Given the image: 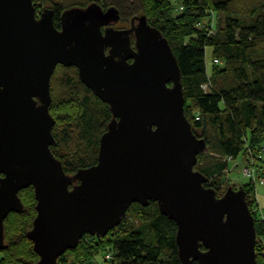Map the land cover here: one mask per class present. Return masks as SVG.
I'll return each mask as SVG.
<instances>
[{
  "label": "water",
  "instance_id": "obj_1",
  "mask_svg": "<svg viewBox=\"0 0 264 264\" xmlns=\"http://www.w3.org/2000/svg\"><path fill=\"white\" fill-rule=\"evenodd\" d=\"M33 1L0 0V250L5 218L32 187L34 264H57L84 234L104 236L131 204L149 201L176 225L180 264H258L243 186L218 195L195 169L207 146L185 116L180 68L161 31L144 15L115 28L119 10L95 2L64 9L57 27L53 9L38 14ZM58 65L76 67L112 115L97 162L72 175L50 149Z\"/></svg>",
  "mask_w": 264,
  "mask_h": 264
},
{
  "label": "trees",
  "instance_id": "obj_2",
  "mask_svg": "<svg viewBox=\"0 0 264 264\" xmlns=\"http://www.w3.org/2000/svg\"><path fill=\"white\" fill-rule=\"evenodd\" d=\"M44 1L51 3L54 25L58 27L59 15L67 7L53 0H34L38 14L41 11L37 7ZM100 1L108 7L115 6L120 20L128 24L134 16H146L149 24L168 40L180 68L185 116L207 146L198 155L195 169L208 178L205 185L214 187L219 195L228 187L225 176L228 157L233 159L243 151L247 162L254 164L260 158L256 155L264 151V0ZM84 5L78 3L75 7ZM207 47L212 58L210 67L206 62ZM57 67L58 73L51 77L50 110L58 102L60 88L66 105L75 106L70 126L82 151L73 162L62 158V137H56L59 128L55 118L52 129L55 142L50 149L61 161L65 173L72 175L97 162L99 138L112 115L108 104L81 82L76 67ZM257 183L264 185L256 177L254 181L247 179L242 186L248 206L251 209L257 206L264 215L254 191ZM18 195L23 209L5 218L8 245L0 252H9L10 256L11 251L18 256L27 254L32 261L11 256L0 258V264H34L38 259L26 236L36 214L33 188L22 189ZM252 214L260 239L264 237V222L256 217L257 212ZM175 233L174 221L159 211L156 202L149 201L146 206L133 203L118 226L102 237L84 234L74 248L58 257L57 264H99L97 256L101 250L103 261L111 264H180ZM24 243L28 248L21 246ZM256 249L257 263L264 264V255L260 254L264 248L259 244ZM107 254L109 258H105Z\"/></svg>",
  "mask_w": 264,
  "mask_h": 264
},
{
  "label": "rangeland",
  "instance_id": "obj_3",
  "mask_svg": "<svg viewBox=\"0 0 264 264\" xmlns=\"http://www.w3.org/2000/svg\"><path fill=\"white\" fill-rule=\"evenodd\" d=\"M53 2L62 3L64 5V7H67V8L75 7L76 4H78V3L85 4L84 6H86L87 4L92 3V2L100 4L103 8L108 7L105 4H103L100 0H53ZM72 5H74V6H72ZM84 6H81V7H84ZM77 7H80V6H77ZM46 8L47 9H53V7L49 1H44L42 4L39 5V7H37V9L39 11H42L43 9H46ZM128 25L129 24L127 22L120 20L114 26L117 28H124V27H128ZM206 50H207L206 51V62H207L208 67H210L211 59H212L211 53H210V47H207ZM58 70H59L58 67H56L53 74L58 73ZM50 85H51V81H50ZM58 93L60 95V97L58 98V102L56 103L54 110H52V111L50 110V111H51L52 116L56 119L57 128H59L56 137L57 138L62 137L61 138L62 142L60 144L62 158L66 161L73 162V160L75 159V156L80 154L82 151V145L79 142V140L77 139L76 133L73 130L72 126H70L71 121L73 122V117H74L73 108L75 109V106L72 104L66 105L67 103H65V99L61 96L62 94H60L61 93L60 88H59ZM54 132H56V130H54ZM256 157H260V158L257 159ZM256 157H255L256 160L254 162V165H256L257 167L258 166L264 167V151L257 154ZM248 162L244 156L243 151H241V153H239L235 158L229 159V168H228V171L225 172V176L227 178V180H226L227 186H228V183H230L231 185L241 186L242 184L247 182V179L242 175L241 170L245 165L249 164ZM224 191H225V188H223V191L220 192L219 195L223 194ZM254 191H255V195H256V199H257V203H258L259 207L261 209H264V185L257 183L255 185ZM30 203H32V201ZM35 203H36V201H35ZM14 235L15 234H13V236ZM260 242L261 241L257 237L256 243H255L256 253H257L256 246L259 245ZM7 243H8V241L5 238L4 239V245L7 246L8 245ZM21 246L28 248V245H25V243L21 244ZM103 252H104L103 250L100 251V253L97 256V261L99 262V264H111L110 261L109 262L103 261V255H102ZM13 253H15L14 254L15 256L12 255ZM16 253H17L16 251H11V256L15 260L22 259L24 262L32 261V258L28 257L27 254H23V255L20 254L18 256V254H16ZM11 256H10L9 252H6V254L2 251L0 252V258H2L3 260L10 258ZM33 263H34V261H33Z\"/></svg>",
  "mask_w": 264,
  "mask_h": 264
},
{
  "label": "built area",
  "instance_id": "obj_4",
  "mask_svg": "<svg viewBox=\"0 0 264 264\" xmlns=\"http://www.w3.org/2000/svg\"><path fill=\"white\" fill-rule=\"evenodd\" d=\"M215 61H216V60H215ZM249 153H250V152H249ZM250 156H251V161H252L253 158H252L251 153H250ZM228 159H231V157H228ZM251 161H250V162H251ZM241 172H242V175H243L246 179H251V180L254 181V180H256V177H258V178H260V183L264 182V167H262V166H259V167L256 166V167H255V165L251 162V163H249L248 165H245V166L242 168ZM256 175H257V176H256ZM249 209H250L251 213H252V212H257L256 217H257L260 221L264 222V215L259 211V209H258L257 206H253L252 209L249 207ZM256 239H257V238H256ZM259 240L261 241L260 244H261L262 247L264 248V237H261ZM256 254H257V253H256ZM260 254H261V255H264V251H260ZM109 257H110L109 254L105 255V258H109Z\"/></svg>",
  "mask_w": 264,
  "mask_h": 264
},
{
  "label": "flooded vegetation",
  "instance_id": "obj_5",
  "mask_svg": "<svg viewBox=\"0 0 264 264\" xmlns=\"http://www.w3.org/2000/svg\"><path fill=\"white\" fill-rule=\"evenodd\" d=\"M59 17H60V15H59ZM115 27V26H114ZM128 27H129V25H128ZM115 28H117V27H115ZM124 28H127V27H124ZM123 29V28H122ZM131 44L133 45V37H131Z\"/></svg>",
  "mask_w": 264,
  "mask_h": 264
},
{
  "label": "crops",
  "instance_id": "obj_6",
  "mask_svg": "<svg viewBox=\"0 0 264 264\" xmlns=\"http://www.w3.org/2000/svg\"><path fill=\"white\" fill-rule=\"evenodd\" d=\"M229 185L232 186L230 183H229ZM229 185H228V186H229ZM237 187H239V186L235 185V188H237Z\"/></svg>",
  "mask_w": 264,
  "mask_h": 264
},
{
  "label": "clouds",
  "instance_id": "obj_7",
  "mask_svg": "<svg viewBox=\"0 0 264 264\" xmlns=\"http://www.w3.org/2000/svg\"><path fill=\"white\" fill-rule=\"evenodd\" d=\"M256 238H257V234H256ZM256 252V251H255ZM257 255V254H256ZM257 257V256H256ZM256 260H257V258H256Z\"/></svg>",
  "mask_w": 264,
  "mask_h": 264
}]
</instances>
